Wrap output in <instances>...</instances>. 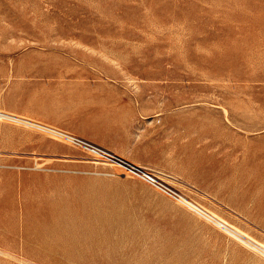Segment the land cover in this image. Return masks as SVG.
<instances>
[{
  "label": "rangeland",
  "instance_id": "rangeland-1",
  "mask_svg": "<svg viewBox=\"0 0 264 264\" xmlns=\"http://www.w3.org/2000/svg\"><path fill=\"white\" fill-rule=\"evenodd\" d=\"M0 113V264H264V0H0Z\"/></svg>",
  "mask_w": 264,
  "mask_h": 264
},
{
  "label": "bare ground",
  "instance_id": "bare-ground-1",
  "mask_svg": "<svg viewBox=\"0 0 264 264\" xmlns=\"http://www.w3.org/2000/svg\"><path fill=\"white\" fill-rule=\"evenodd\" d=\"M1 114V113H0ZM19 118V117H18ZM16 121L14 122L15 124H20V125H23V126H26V127H29V128H34V129H37V130H40V131H43L44 133L46 132V133H48V134H51V135H54L55 137L57 136V137H60V139L62 138V139H64V140H67V141H70V142H76V141H78V142H81V143H84V141H81V140H79V139H77L75 136H72V135H70V133H68V132H65V131H62V130H59V129H57V128H55V127H52V126H48V125H45V124H43V123H39V122H35V121H33V120H17L16 118H14ZM25 119V118H24ZM34 131V130H33ZM105 153H107V151H103V154H105ZM103 154H101V155H103ZM109 156V155H108ZM108 159H106L105 161H110V162H112V161H114L112 158H111V156H109V157H107ZM115 162V161H114ZM69 205V204H68ZM70 209V208H69ZM44 213V212H43ZM46 214H48V212L46 213ZM21 215V214H20ZM47 216V215H46ZM45 216V217H46ZM48 216H49V214H48ZM47 216V217H48ZM88 216V215H87ZM46 217V218H47ZM50 217V216H49ZM81 217V216H80ZM88 218V217H87ZM21 219V218H20ZM9 220V219H8ZM22 220V219H21ZM21 220H20V222H21ZM32 220H34V219H32ZM38 220H39V218H38ZM81 220H82V217H81ZM48 221V220H47ZM42 222V221H41ZM115 222V221H114ZM29 223V222H28ZM48 223H50L49 221H48ZM93 223V222H92ZM21 224V223H20ZM30 224V223H29ZM46 224V223H45ZM51 224V223H50ZM88 224V223H87ZM105 225V224H104ZM31 226H33L32 224H31ZM51 226H52V224H51ZM26 228V227H25ZM106 228H108V227H105V229ZM93 231V230H92ZM109 231V230H108ZM5 232V231H4ZM21 233V232H20ZM66 233V232H65ZM58 234H60L59 232H58ZM46 235V234H45ZM14 236V235H13ZM16 237V236H15ZM57 237V236H56ZM18 238V237H17ZM37 239V238H36ZM39 239H40V237H39ZM21 241V240H20ZM26 242V241H25ZM21 243V242H20ZM249 248V247H248ZM250 249H252V248H250ZM253 250V249H252Z\"/></svg>",
  "mask_w": 264,
  "mask_h": 264
},
{
  "label": "built area",
  "instance_id": "built-area-1",
  "mask_svg": "<svg viewBox=\"0 0 264 264\" xmlns=\"http://www.w3.org/2000/svg\"><path fill=\"white\" fill-rule=\"evenodd\" d=\"M140 173V172H139ZM142 175V174H140ZM144 176V180L147 181L149 184L157 187L159 190H161L163 193H165L166 195H168L169 197H171L172 199L178 201V196L177 194L172 191L171 189H169L166 186L161 185L158 180L153 176V175H143ZM142 178V177H141Z\"/></svg>",
  "mask_w": 264,
  "mask_h": 264
}]
</instances>
